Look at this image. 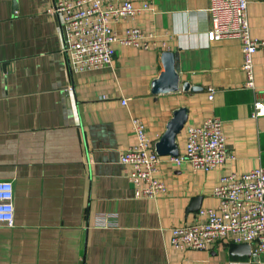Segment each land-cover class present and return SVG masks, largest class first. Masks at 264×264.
<instances>
[{"label": "crops", "instance_id": "obj_1", "mask_svg": "<svg viewBox=\"0 0 264 264\" xmlns=\"http://www.w3.org/2000/svg\"><path fill=\"white\" fill-rule=\"evenodd\" d=\"M149 1L151 9L112 27L165 40L180 84L201 90L151 92L163 71V51L153 48L115 45L110 65L78 71L56 0H0V178L13 182L14 205L12 224L0 223V264H260L231 252L229 239L178 249L170 228L193 221V197L199 207L216 205L223 174L264 166V115H251L253 101H264V45L247 88L240 41L207 38L210 0ZM247 1L250 34L264 39V0ZM180 106L188 115L175 138L179 153L187 125L215 115L233 157L202 170L159 154L166 191L137 198L119 160L136 140L131 117L142 118L155 148Z\"/></svg>", "mask_w": 264, "mask_h": 264}, {"label": "built area", "instance_id": "obj_2", "mask_svg": "<svg viewBox=\"0 0 264 264\" xmlns=\"http://www.w3.org/2000/svg\"><path fill=\"white\" fill-rule=\"evenodd\" d=\"M56 0L54 13L59 15L66 48L78 71L110 65L115 45L166 51L167 43L156 34L143 33L130 26L121 33L112 27L127 16L134 17L142 10L151 9L149 0ZM247 0H210L211 26L207 38L238 39L241 43L244 86L254 88L253 55L264 45V39L251 36L247 16ZM208 97L214 89L208 88ZM127 98H121L126 103ZM252 116L264 115V101H253ZM135 142L119 154L120 162L129 166L134 196L154 198L166 191L165 182L156 175L160 155L144 121L131 117ZM233 157L226 147V138L219 116H208L200 124L187 125L183 153L170 155V160L188 161L194 169L211 170ZM217 198L215 206L199 207L194 219L170 228L171 243L178 249L205 248L221 239L248 243L250 259L264 264V166L258 165L248 172L223 174L213 188ZM13 182L0 178V223L12 224L14 218ZM112 222L98 220L99 225Z\"/></svg>", "mask_w": 264, "mask_h": 264}, {"label": "water", "instance_id": "obj_3", "mask_svg": "<svg viewBox=\"0 0 264 264\" xmlns=\"http://www.w3.org/2000/svg\"><path fill=\"white\" fill-rule=\"evenodd\" d=\"M163 71L151 83V92L153 93H166L176 92L180 88L183 91H198L201 87L191 85L185 81L180 84L179 75L175 66L174 53L171 51H163L160 55ZM188 109L186 106H180L173 110L171 118L166 124V129L155 141V149L158 154L177 155L179 153L178 146L175 138L176 134L182 129L187 120ZM199 196L192 198V201L186 208V212L197 210L200 202ZM230 251L233 253L250 254V246L248 243L231 242L229 245Z\"/></svg>", "mask_w": 264, "mask_h": 264}]
</instances>
